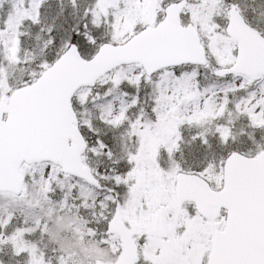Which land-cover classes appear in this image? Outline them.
Here are the masks:
<instances>
[{
  "label": "snow or ice",
  "instance_id": "snow-or-ice-1",
  "mask_svg": "<svg viewBox=\"0 0 264 264\" xmlns=\"http://www.w3.org/2000/svg\"><path fill=\"white\" fill-rule=\"evenodd\" d=\"M0 264H264V0H0Z\"/></svg>",
  "mask_w": 264,
  "mask_h": 264
}]
</instances>
